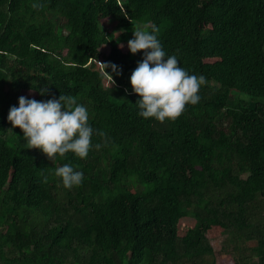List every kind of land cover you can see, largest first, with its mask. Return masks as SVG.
I'll return each instance as SVG.
<instances>
[{
    "label": "trees",
    "instance_id": "1",
    "mask_svg": "<svg viewBox=\"0 0 264 264\" xmlns=\"http://www.w3.org/2000/svg\"><path fill=\"white\" fill-rule=\"evenodd\" d=\"M38 2L0 0V264H207L222 232L255 243L235 264H264V0ZM143 24L207 77L175 120L138 115L143 50L127 42ZM100 62L122 69L113 84ZM21 91L75 95L107 142L94 134L86 158L28 148L7 119ZM64 163L82 184L63 186Z\"/></svg>",
    "mask_w": 264,
    "mask_h": 264
},
{
    "label": "clouds",
    "instance_id": "2",
    "mask_svg": "<svg viewBox=\"0 0 264 264\" xmlns=\"http://www.w3.org/2000/svg\"><path fill=\"white\" fill-rule=\"evenodd\" d=\"M39 6L38 0H33V7ZM158 31L154 25L136 26L127 46L133 54L143 50V58L130 76L132 90L138 94V115L164 122L175 120L189 103L196 104L201 100L200 88L207 77L203 73L190 72L175 53L169 54L158 37ZM100 63L113 84L114 78L106 69L111 67L116 74L122 69L112 62ZM46 92L47 89H40L41 95ZM7 119L13 128L18 126L23 131L28 148H38L51 159L69 152L86 158L92 148L99 150L103 147L99 142L93 144L94 134L105 137L107 142V134L89 122L88 106L78 102L70 93L46 100L21 95L18 106L10 107ZM54 171L66 188L78 186L85 179L84 171L72 163H64ZM47 179L44 175L43 180Z\"/></svg>",
    "mask_w": 264,
    "mask_h": 264
},
{
    "label": "rangeland",
    "instance_id": "3",
    "mask_svg": "<svg viewBox=\"0 0 264 264\" xmlns=\"http://www.w3.org/2000/svg\"><path fill=\"white\" fill-rule=\"evenodd\" d=\"M102 27L108 31L117 35L121 29L117 27L116 22L108 21L102 25ZM101 52L106 53L108 51L107 46H102L100 48ZM29 96L32 95L30 92L21 91L20 95ZM193 219L191 217L184 218L180 225L181 233H185L187 227L191 225ZM210 243L214 250L213 258H207V264H211L214 261L215 264H235L243 261H248L247 263L256 262V258L253 257V254L248 250H244V247L250 248L255 245L253 242H247L243 244L242 242H238L236 238L232 236V234L228 232H222L218 236L210 237ZM235 245H239V248H236Z\"/></svg>",
    "mask_w": 264,
    "mask_h": 264
}]
</instances>
